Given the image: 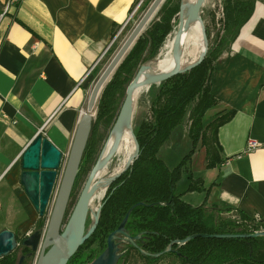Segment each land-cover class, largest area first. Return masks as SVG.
Returning <instances> with one entry per match:
<instances>
[{"label": "crops", "instance_id": "0c3cea01", "mask_svg": "<svg viewBox=\"0 0 264 264\" xmlns=\"http://www.w3.org/2000/svg\"><path fill=\"white\" fill-rule=\"evenodd\" d=\"M136 2L21 0L0 19V231L30 234L33 205L20 183L21 154L40 130L69 152L99 60ZM210 83L218 102L204 124L232 112L217 131L222 161L208 167L207 150L198 144L183 174L187 180L182 176L175 191L181 187L178 194L193 206L218 205L264 219V0L215 61ZM250 139L263 145L247 151ZM183 142L193 148L184 124L160 157L162 149ZM196 179L204 190H188Z\"/></svg>", "mask_w": 264, "mask_h": 264}, {"label": "trees", "instance_id": "16d2710c", "mask_svg": "<svg viewBox=\"0 0 264 264\" xmlns=\"http://www.w3.org/2000/svg\"><path fill=\"white\" fill-rule=\"evenodd\" d=\"M255 7L256 0H223L225 18L222 30L214 43L209 42L204 61L186 73L173 76L149 88L154 89L157 86L158 93L151 101L153 118L144 119L134 128L140 144L139 157L108 188L95 232L68 264H90L105 248V238L119 227L134 205L136 206L130 213L126 230L133 237L138 235L141 237L136 240L138 246L128 245L124 248L118 264H161L165 261H168L167 264H264V236L244 238L198 236L183 244L174 243L171 250L158 257L151 255L163 252L176 240L182 241L195 234H243L262 231L260 227L264 228L262 218L259 219L261 224L259 225L253 221L256 218L240 210L206 203L193 206L175 191L200 142L207 150L208 167H214L222 161V148L218 142L217 131L229 120L232 112L218 116L208 125L204 124L205 113L218 102L212 92L210 77L215 61L230 49L253 15ZM3 8L4 3L0 1V12ZM179 10V2L165 0L158 10L161 19L151 22V26L144 30L104 87L97 103V116L74 187L82 172L89 169L95 160L102 138L99 132L100 123L113 126L135 69L144 60L145 52L149 57H156L173 28L172 19ZM207 34L210 40L208 30ZM189 113L191 121L189 136L193 148L176 167L170 169L159 156V152L170 141L174 129L185 123ZM201 183V180L196 179L188 190H204ZM232 210L240 213L248 222L236 224L221 215L224 211ZM42 224L37 225V228L41 229ZM96 236L102 238L97 247L80 256L86 243ZM0 264H16V258L9 254L0 258ZM26 264L33 262L29 260Z\"/></svg>", "mask_w": 264, "mask_h": 264}, {"label": "water", "instance_id": "95a60500", "mask_svg": "<svg viewBox=\"0 0 264 264\" xmlns=\"http://www.w3.org/2000/svg\"><path fill=\"white\" fill-rule=\"evenodd\" d=\"M164 2L165 0L152 1L130 35L98 76L88 99L86 110L83 111L78 122L61 179H59V171L64 153L43 134L42 130L36 133L22 152L20 183L40 217L44 216L51 198L55 195L57 185L58 190L56 191L54 207L45 229H36L30 234L25 235L20 243L18 242L19 237L13 230L6 228L0 231V258L11 254L21 244L30 247L32 251L36 252L34 264H68L69 260L95 232L100 221L104 202L93 213L94 221L87 228L90 202L94 192L100 186H104L108 190L134 164L140 154V144L133 127L134 97L136 90L138 88L149 89L154 84H160L173 76L192 70L204 61L209 49V37L202 18V9L206 0H195L193 2L182 1L178 13V28L173 39V57L175 60L173 68L166 72H159L154 70L150 64L140 66L135 77L126 88L123 103L112 126L109 137V139L111 137L113 138L112 143L107 151L106 144L103 147L99 158L89 173L71 217L65 227H63L73 187L80 171L83 154L91 135L99 97L106 84L111 80L117 67ZM196 22H200L202 25L204 47L195 62L183 65V36ZM126 130L131 131L135 142L133 156L127 161L124 168L116 174L98 178L99 173L108 166L116 155ZM135 206L129 210L119 227L109 234L107 247L90 264H118L122 257L120 247L122 241L130 242L132 245L138 246L135 239L140 238L141 235L133 237L126 230V223ZM198 236L217 238L258 237L264 236V230L243 234H195L182 241L176 240L163 252L151 255L158 257L171 250L174 243L183 244ZM142 252L148 254L144 250ZM22 259L19 264H21Z\"/></svg>", "mask_w": 264, "mask_h": 264}, {"label": "rangeland", "instance_id": "374dc122", "mask_svg": "<svg viewBox=\"0 0 264 264\" xmlns=\"http://www.w3.org/2000/svg\"><path fill=\"white\" fill-rule=\"evenodd\" d=\"M152 1L153 0H138L134 5L133 9L136 12L133 15V17L131 18V20L128 23H124L123 25H121L115 31V34H114L113 40H112L113 41L112 45L109 47V49H108L107 53L104 55V57L100 60L99 65H98L96 71L94 72L92 81L90 83L89 91L87 94V101L90 97L92 88H93L98 76L100 75L102 70L107 66V64L110 62V60L113 58L115 53L122 46V44L127 39V37L130 35V33L132 32V30L134 29L136 24L139 22V20L141 19V17L143 16L145 11L149 7V5L152 3ZM182 1H190V0H171L172 3L179 2V4H181ZM190 2H192V1H190ZM256 3H257V0H256ZM202 18H203V21L205 23L206 30H208L210 32L209 42L214 43L217 40L218 33L222 30L223 20L225 18L224 9H223V0H206L205 4L203 6V9H202ZM160 19H161V14H158V12H157L156 15L153 17V19L150 21V23L146 26V28L151 26V22L159 21ZM172 23H173V28L170 31V33L168 34L167 38L165 39V42H167L168 38H171V37L174 38V36L176 34V31L178 28V23H179L178 14L173 17ZM185 43L186 42L182 43V49L183 50L185 48ZM164 45H165V43H164ZM164 45L159 50L156 57H149L148 53L145 52V54H144L145 58L143 61H141L139 66L135 69L133 78L135 77L140 66L143 64H150V65H152L153 69L156 70V61L162 55ZM213 62L214 61H212L211 64H213ZM133 78H132V80H133ZM125 93H126V91H125ZM157 93H158V87L157 86L154 87V89L143 88L141 90L140 94L135 98L134 114H133V127L134 128L144 119H146V118L152 119L153 118V113L151 110V101L157 95ZM121 105H122V103H121ZM120 108H121V106H120ZM96 116H97V107H96L95 119H96ZM189 116H190V113L187 114L188 118L186 119V121L184 123V126L186 127V130L188 131V133H189V128H190V124H191ZM111 129H112V126L109 127V126H106L104 123H100L99 132H100L102 138H101V143L99 145V150L96 154L94 162L91 164V167L89 169H87L86 171L82 172L77 185L73 189V192H72V195H71V198L69 201V205L67 208V212H66V215L64 218V226L63 227H65V225L67 224L68 220L71 217V214L75 208V205L79 199L81 191H82V189H83V187L87 181V178L89 176V173H90L93 165L95 164L96 160L99 158L103 147L105 146V144L109 140ZM199 144L202 146L201 142ZM186 145L187 144H185L183 142V143H180L175 148H173L171 151H166L165 149H162L161 156L170 167L174 168V166L178 165L180 160L184 156H186L187 153L192 148L191 142H189V144L187 146ZM68 156H69V152L67 154H64L61 169L59 171V174H60L59 179H61V177L63 175L64 169H65V166H66V163L68 160ZM123 159H124V156L122 154H116L113 157L112 161L108 164V166L101 172V176L99 178L107 177V176H110V175L116 173L115 171H116L117 167H119L122 164ZM183 178L184 179L182 182H185L187 180L186 175H184ZM58 184H59V182H58ZM180 184H181L180 186H182L183 183H180ZM180 188L177 189L176 193H178ZM57 190H58V185H57V188L55 190V195H53V197L51 198L44 216L40 217L38 212L35 210V208L33 206V224L27 233H31L34 230H36L38 227L37 225H39L40 223H43L41 229L46 228L48 220L50 218V214H51L52 209L54 207ZM107 191L108 190L106 189V193L103 196L104 198L107 194ZM104 198H102L101 201L97 200V202H94V203H92V205H90V211H89V215H88V219H87V228H89L94 221L93 211L103 203ZM20 203H21V201L18 200L15 204L16 207L18 206L17 207L18 210L20 209V205H21ZM221 215L224 218L233 220V222H235L236 224H239V223L244 224L243 222H248L246 219H244L241 216L240 213H238L235 210H232L229 212L224 211L221 213ZM253 221L255 222V224L261 225L259 219H254ZM260 229L264 230V228H262V227H260ZM98 244H99V240L97 239V237H95L93 240L86 243V246L80 252V256H84L91 249H94L95 247H97ZM34 262H35V259L33 260V264H34ZM167 263H168V261H165V262H162L161 264H167Z\"/></svg>", "mask_w": 264, "mask_h": 264}, {"label": "bare ground", "instance_id": "6f19581e", "mask_svg": "<svg viewBox=\"0 0 264 264\" xmlns=\"http://www.w3.org/2000/svg\"><path fill=\"white\" fill-rule=\"evenodd\" d=\"M195 1V0H190ZM173 37L168 38L167 42L163 47L162 55L156 61V71L159 72H166L173 68L175 64V60L173 57ZM183 42L185 43V48L182 54V64L187 65L190 63L195 62L204 47L203 41V32H202V25L200 22H196L192 25L189 31H187L183 36ZM143 88H138L135 92V98L140 94ZM86 110V109H85ZM113 138L111 137L106 143V151L109 149ZM135 152V142L130 130H126L125 135L120 143L119 149L116 154H122L124 159L122 164L117 167L116 173L119 172L121 169L124 168L127 161L133 156ZM112 173V172H111ZM114 173V174H116ZM101 176V172L98 175V178ZM104 178V177H103ZM106 193V188L104 186H100L93 194L90 205L92 203L97 202V200L101 201L103 196ZM98 208H96L93 213L96 212Z\"/></svg>", "mask_w": 264, "mask_h": 264}, {"label": "flooded vegetation", "instance_id": "af4514ba", "mask_svg": "<svg viewBox=\"0 0 264 264\" xmlns=\"http://www.w3.org/2000/svg\"><path fill=\"white\" fill-rule=\"evenodd\" d=\"M97 161V160H96ZM38 229V228H37ZM110 234V233H109ZM109 234H108V236H109ZM108 236L105 238V242H106V246H105V248L107 247V239H108ZM97 237V239L100 241V240H102V238L100 237V236H96ZM22 238L23 237H19V239H18V242L20 243L21 242V240H22ZM139 239V238H138ZM136 240L137 239H135V242H136ZM128 245H132L130 242H126V241H122L121 243H120V247H121V252H122V256H123V253H124V248L126 247V246H128ZM105 248L95 257V258H97L104 250H105ZM11 254H13L14 256H15V258H16V264H19L20 263V260H21V258H23L22 259V262H21V264H26L29 260H32V262H33V260L35 259V257H36V252L35 251H32V249L30 248V247H27V246H23V245H21V244H19L18 246H17V248L11 253ZM94 258V259H95ZM122 258V257H121ZM71 260V259H70ZM69 260V261H70ZM69 263V262H68Z\"/></svg>", "mask_w": 264, "mask_h": 264}, {"label": "built area", "instance_id": "2783aa9c", "mask_svg": "<svg viewBox=\"0 0 264 264\" xmlns=\"http://www.w3.org/2000/svg\"><path fill=\"white\" fill-rule=\"evenodd\" d=\"M21 2V0H6L5 3H4V8L3 10L0 12V19L3 18L7 13L8 11L10 10V8L13 6V5H16V4H19ZM136 11H134V9L132 10L130 16L128 17V19L126 20L125 23H128L131 18L133 17V15L135 14ZM113 41L111 42V44L109 45V47L112 45ZM109 49V48H108ZM106 54V52L103 54V56ZM102 56V57H103ZM102 59V58H101ZM100 59V60H101ZM99 60V61H100ZM98 61V62H99ZM263 144L258 142L257 140L255 139H250L248 141V145H247V151L249 150H252V149H255V148H258L260 146H262ZM230 160V159H229Z\"/></svg>", "mask_w": 264, "mask_h": 264}]
</instances>
